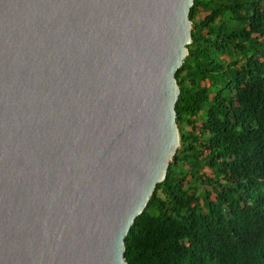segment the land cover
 <instances>
[{
  "label": "water",
  "instance_id": "95a60500",
  "mask_svg": "<svg viewBox=\"0 0 264 264\" xmlns=\"http://www.w3.org/2000/svg\"><path fill=\"white\" fill-rule=\"evenodd\" d=\"M194 0H0V264H127L180 142Z\"/></svg>",
  "mask_w": 264,
  "mask_h": 264
},
{
  "label": "trees",
  "instance_id": "16d2710c",
  "mask_svg": "<svg viewBox=\"0 0 264 264\" xmlns=\"http://www.w3.org/2000/svg\"><path fill=\"white\" fill-rule=\"evenodd\" d=\"M180 133L127 264H264V0H194Z\"/></svg>",
  "mask_w": 264,
  "mask_h": 264
}]
</instances>
